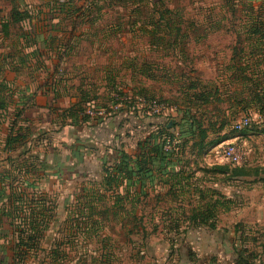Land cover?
I'll use <instances>...</instances> for the list:
<instances>
[{"label": "rangeland", "instance_id": "1", "mask_svg": "<svg viewBox=\"0 0 264 264\" xmlns=\"http://www.w3.org/2000/svg\"><path fill=\"white\" fill-rule=\"evenodd\" d=\"M56 1L84 13L78 39L67 50L73 54L54 70L59 87L69 86L67 97L76 103L84 92L91 102L90 116L103 118L69 129L70 144L76 137L81 145L89 142L92 154L76 169L85 176L66 185L60 198L72 197L75 208L83 188L96 190L89 183L101 180L104 161L112 166L120 152L137 157L139 143L162 126L177 137L184 112L201 121L204 143L216 145L200 155L192 148L194 141L189 143L176 168L183 175L158 180L137 208L142 223L138 229L124 212L107 222L105 234L84 239L86 247L70 256L84 257L88 250L86 264H97L108 252L113 253L111 264H235L241 255L251 264H264V113L253 104L245 109V87L236 78L241 70H234L231 61L236 41L245 32L250 4L264 10V0H162L156 7H138L131 0ZM8 8L0 0L1 17ZM34 8L32 16L47 14ZM19 48L13 38L0 41V62L14 58ZM7 69L5 64L3 74L11 80L13 71ZM17 75L23 83L36 78L29 71ZM245 117L251 119L250 126L235 131V124ZM196 133L195 142H200L202 134ZM172 142L180 152L181 142ZM228 143L242 150L241 163L220 158ZM64 153L67 160L68 152ZM178 178L184 188L176 183ZM208 202L215 205V217L207 225H194L193 210ZM128 208L133 210L130 204ZM70 260L64 264H74Z\"/></svg>", "mask_w": 264, "mask_h": 264}, {"label": "trees", "instance_id": "2", "mask_svg": "<svg viewBox=\"0 0 264 264\" xmlns=\"http://www.w3.org/2000/svg\"><path fill=\"white\" fill-rule=\"evenodd\" d=\"M113 1L119 3L117 0ZM131 1L133 5H137L138 7L148 3H152L156 7L155 4L162 2V0ZM251 4L248 10L250 12L248 13L249 18L245 21V32L236 41L231 61L234 70H241L236 75V78L242 80V86L245 87L246 96L242 99L244 104H246L245 109L248 110L250 104H253L261 113H264V10L261 7H253L254 5L252 4V6ZM145 6L147 7V5ZM77 13L78 19L84 18L81 8L77 10ZM8 18L7 23H1L0 30L5 34H9L12 28H17L21 31V36L28 43L29 40L26 38L23 25L31 18L29 13L21 11L14 4ZM153 25L156 24L154 23ZM156 27H159V25ZM168 43L171 44V42ZM240 62L243 67L240 66ZM54 73L37 89V93L45 92L54 95L58 93L59 83ZM8 92L9 88L5 80H0V117L2 112L6 111L8 107ZM241 93L243 92L241 91ZM81 94L83 96L80 101L65 110L62 116L73 117L76 124H89L94 120L100 123L103 120L102 117L91 118L87 114L90 108L88 106H91V102L85 99L86 94L84 92H81ZM198 97L202 102H208L205 96L199 95ZM26 105H28V102L23 105V108H18L14 114L6 141V149L8 152H11L15 145H23V155H28L30 159L36 160V157L31 153V148L26 150L28 131L27 129L25 131L23 129L27 122L23 118ZM178 127L177 137L168 134L164 126L157 133L150 134L146 137L145 141L139 143L140 148L137 157H132L126 152H120L119 157H117L112 166H108L105 161L103 162L104 181L99 186V189L89 192L90 199L77 203L76 213H74L76 216L72 218L73 228L77 232L75 234H68L64 238V240L68 239L66 243H73L74 240L72 239L77 235L85 239L92 238L93 236L100 238V235L105 234L107 222L116 220L124 212L128 216H131L134 228L138 229L139 227L137 226L142 225V223L137 215V208L142 206V202L149 196L150 188L155 187L158 180L163 179L165 176L180 177L183 175L182 170L177 171L176 168L185 156V150L189 146V143H193L194 141L192 148H196L200 155L204 153L207 147L212 148L216 146L215 142L204 143L206 134L205 130H202V123L189 112L183 113ZM196 132L202 134L200 142H195L197 141ZM175 138L181 142L180 147L182 150L178 153L175 150L178 146H172V141ZM167 147H171V150L167 149ZM8 161L14 169L1 173L0 182L9 181L7 215L11 219V227L13 229L12 264H25L28 258L36 259L45 251L43 249L44 232L48 229L50 219L54 216L55 205L52 202L46 207L42 206L43 203L31 201L27 206L26 191L19 190L14 186V182L29 174L33 168L35 171H39L40 169L34 164L31 165V170L30 168L27 169L24 163L17 165L12 161L11 157L8 158ZM181 181V178L176 179V183L182 188ZM100 188L102 189L100 190ZM174 188H176L175 185L171 186L170 190ZM34 194H38V192H34ZM127 204H130L134 211L130 208L127 209ZM214 217L215 205L208 202L203 207L193 210L192 221L194 225H207ZM136 222H138L137 225ZM81 225H85L89 229L83 230ZM66 243H56L49 251V255L54 260L53 262L61 264L63 260H67L68 252L63 248ZM87 253L88 250H86L84 257L78 258L74 264H86ZM90 258L92 259L93 257ZM112 258L113 253L108 252L104 256H100L97 264H111ZM235 264H251V262L239 255Z\"/></svg>", "mask_w": 264, "mask_h": 264}, {"label": "crops", "instance_id": "3", "mask_svg": "<svg viewBox=\"0 0 264 264\" xmlns=\"http://www.w3.org/2000/svg\"><path fill=\"white\" fill-rule=\"evenodd\" d=\"M8 3V12L4 17H1V23L8 22L9 13L14 4L21 11L29 13L31 18L24 23V33L27 41L21 36V31L5 34L0 30V41L4 42L5 39H14L16 47L12 59L5 58L4 65L0 62V80H5L8 85V107L6 111H3L0 117V174L13 170L14 167L8 161L11 157L12 161L17 165L24 163L26 168H31L34 164L39 171H35L33 168L29 174L17 179L14 182V186L19 190L26 191V200L28 204L32 202L43 203L42 206H49L52 202L55 205V211L53 218L50 219L48 229L44 232L43 249L45 250L42 259L39 256L35 258H28L25 264H57L53 262L52 256L49 255V251L57 243H66L68 239L64 238L68 234H75L77 231L74 229L72 218L76 215L74 213L76 207L72 203V197H66L64 200L60 198V193L66 188L73 179L81 177L85 172H79L76 169L83 165L85 157L92 154V146L90 143L79 144V138H75L70 144L68 138L69 129H77L85 127L86 123L76 124L74 118L69 116H62V113L71 108L76 101L69 99L68 91L69 86H58V90L61 89V94L58 93L54 96L52 93L39 92L37 89L53 74L59 65L61 60L70 54L67 51L69 46L78 39L76 30L78 29V22H81V18L77 17V10L74 6H63L57 3L56 0H5ZM34 5V6H32ZM44 9L47 11L46 15H39L41 12H37L36 16H32L31 9ZM75 9V10H74ZM49 25V28L46 26ZM46 24V25H45ZM17 31H19L17 29ZM9 48V47H8ZM36 53L35 55H33ZM34 61V62H33ZM5 64L13 72V78L9 80L5 77L3 71H5ZM79 69L77 68V71ZM29 71L36 75L34 80L30 82H21L16 77L20 72ZM7 72V71H6ZM43 77V78H41ZM78 88L81 90L84 86L80 84ZM71 86L72 82H71ZM28 102L25 107L23 118L27 121L23 129H27V149L31 148V153L36 157V160H32L28 155H23L24 146L17 144L14 146L11 152L6 149V141L9 135L11 122L14 118L18 108H23V105ZM79 102V101H78ZM58 129L57 132L54 130ZM55 133H60L56 136ZM62 133V136H61ZM83 142V140H82ZM64 151H67V160L63 159L65 155ZM91 152V153H90ZM35 159V158H34ZM72 161V162H71ZM103 169V165H102ZM39 175V176H38ZM85 176V174H84ZM83 176V177H84ZM87 179V178H86ZM86 181V180H85ZM104 181V174L100 181H90L89 184L97 186L96 190ZM84 184H88L87 182ZM9 181L0 182V264H12L13 253V229L11 227V219L8 214V197H9ZM95 188V187H93ZM102 188H100L101 190ZM95 190V191H96ZM38 192V194H34ZM89 190L82 189V194L77 196V201L84 202L90 199ZM102 192V191H100ZM81 202V203H82ZM72 210H68V206H72ZM31 206V205H29ZM83 230L89 228L85 225H81ZM84 237L77 235L73 243L64 244L63 248L68 252L67 260H63L61 264H64L70 258L71 263H75L79 257H71L72 251H76L81 247H86ZM77 255V254H76ZM74 259V260H73ZM32 261V262H31Z\"/></svg>", "mask_w": 264, "mask_h": 264}, {"label": "built area", "instance_id": "4", "mask_svg": "<svg viewBox=\"0 0 264 264\" xmlns=\"http://www.w3.org/2000/svg\"><path fill=\"white\" fill-rule=\"evenodd\" d=\"M91 113H92L91 111L87 112L88 115H91ZM250 124H251V119L249 117H245L243 118L242 121L235 124L234 130L237 132H241L245 128L249 127ZM220 158L232 164H239L243 160V152L236 144L228 143L221 150Z\"/></svg>", "mask_w": 264, "mask_h": 264}]
</instances>
